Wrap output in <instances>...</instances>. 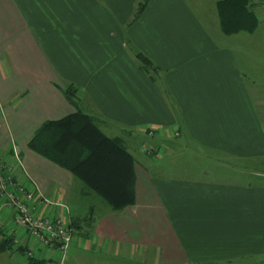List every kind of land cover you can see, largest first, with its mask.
<instances>
[{
  "label": "crops",
  "instance_id": "crops-1",
  "mask_svg": "<svg viewBox=\"0 0 264 264\" xmlns=\"http://www.w3.org/2000/svg\"><path fill=\"white\" fill-rule=\"evenodd\" d=\"M138 1L0 0V162L12 166L8 190L47 202L42 216L64 219L79 248L109 255L112 264H264V0H251L255 29L232 35L221 31L219 0H195L205 21L191 0H149L130 23ZM134 48L155 73L139 68ZM67 84L78 89L77 106L63 94ZM77 107L142 155L150 144L151 164L183 138L234 179L155 175L137 160L136 202L113 212L27 145L42 123ZM5 195L1 236L20 234L18 246L53 264L47 256L56 248L30 242Z\"/></svg>",
  "mask_w": 264,
  "mask_h": 264
},
{
  "label": "trees",
  "instance_id": "trees-1",
  "mask_svg": "<svg viewBox=\"0 0 264 264\" xmlns=\"http://www.w3.org/2000/svg\"><path fill=\"white\" fill-rule=\"evenodd\" d=\"M148 2H137L130 23L141 18ZM216 9L221 31L225 35L251 32L257 25L251 0H219ZM134 57L143 72L149 75L155 73L156 67L151 60L135 48ZM63 94L69 103L78 105L79 94L75 86L67 84ZM27 145L32 151L72 173L80 182L83 193L95 195L111 211L119 212L135 204L137 160L121 138L105 134L96 118L78 107L67 116L42 123ZM13 240L1 236L0 254L27 252L23 246L14 248ZM48 261L35 256L27 257V264H46Z\"/></svg>",
  "mask_w": 264,
  "mask_h": 264
},
{
  "label": "rangeland",
  "instance_id": "rangeland-1",
  "mask_svg": "<svg viewBox=\"0 0 264 264\" xmlns=\"http://www.w3.org/2000/svg\"><path fill=\"white\" fill-rule=\"evenodd\" d=\"M198 14L206 20V16L203 15V10L200 8L199 4L195 0H191ZM209 0H201V4H208ZM209 24V22H207ZM207 24V26H208ZM210 25V24H209ZM260 80V79H259ZM100 126V125H99ZM144 140L147 142H152V140L148 137H144ZM135 145H138L139 138L133 139ZM175 147L173 148V144L167 145V152L171 149V152L166 153V155L159 159L157 163H149L145 158H157V155L152 153L150 144L145 143L146 149L148 150V154H143L141 151H137V148L133 149L130 147L129 143L123 141V144L130 151V153L134 156V158L138 161H141L145 166L155 175H162L166 177H176L180 179H197V180H226L231 181L234 178L232 176L226 175V173L218 172L221 171V168L217 165L213 164L209 160L206 162L205 160L199 159V155L190 147L185 144L183 138H178L176 141ZM184 144V145H183ZM178 145V146H177ZM173 149V150H172ZM204 156V155H203ZM201 158V157H200ZM202 168H204L208 173L203 174ZM221 173V174H218ZM256 179V178H251ZM98 200H100L97 197ZM85 215L89 217V214H93L95 211V206L91 203L89 206L86 204ZM85 216L84 219L88 217ZM3 226V219L0 229ZM18 227V226H17ZM20 228V227H18ZM22 229V228H20ZM23 231V230H22ZM24 233V231H23ZM9 235V234H8ZM10 237V235H9ZM14 238V248L17 247L18 243H20V234ZM18 240V243L15 240ZM52 248V247H51ZM56 248V247H54ZM27 253L22 252H5L4 255H0V264H26L27 263ZM39 257V256H38ZM53 259V264H96L98 260H100L99 264H112V258L109 255L105 254H94L91 248L81 249L79 248V244L72 239V241L68 244L67 248L64 251L53 250L47 258Z\"/></svg>",
  "mask_w": 264,
  "mask_h": 264
},
{
  "label": "built area",
  "instance_id": "built-area-1",
  "mask_svg": "<svg viewBox=\"0 0 264 264\" xmlns=\"http://www.w3.org/2000/svg\"><path fill=\"white\" fill-rule=\"evenodd\" d=\"M155 130H149L148 135L153 136ZM13 158L19 163L18 152L14 150ZM12 166L0 162V227L2 224V210L5 206V198L10 200V207L13 210L12 219L16 226L22 228L24 234L30 239L32 244H39L44 247H56L64 251L72 240L71 230L67 222L59 217L51 218L40 214L41 205H47V202L35 204L34 194L31 192L25 193L24 199L21 200L15 193L9 191V187L13 185ZM22 192V189L19 190ZM14 239V238H13ZM18 243V240H15ZM29 257L34 256L33 250H27Z\"/></svg>",
  "mask_w": 264,
  "mask_h": 264
}]
</instances>
